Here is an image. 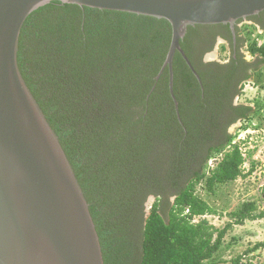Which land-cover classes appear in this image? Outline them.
<instances>
[{"label": "trees", "instance_id": "trees-1", "mask_svg": "<svg viewBox=\"0 0 264 264\" xmlns=\"http://www.w3.org/2000/svg\"><path fill=\"white\" fill-rule=\"evenodd\" d=\"M249 22L243 36L236 27V45L229 26L188 29L181 46L199 79L177 53V111L168 69L156 81L171 43L167 21L59 1L25 21L21 73L82 186L104 264H220L227 234L264 220V185L258 200L226 214L198 192L202 187L214 197L220 186L246 180L258 167L255 151H244L250 135L234 142L229 133L239 122L252 127L264 119V104L234 103L249 80L264 86V13ZM218 38L228 42L230 56L220 55L227 63H206ZM244 43L256 62L240 53ZM209 216L228 222L220 229ZM259 249L264 242L231 264H252L248 256Z\"/></svg>", "mask_w": 264, "mask_h": 264}, {"label": "water", "instance_id": "water-1", "mask_svg": "<svg viewBox=\"0 0 264 264\" xmlns=\"http://www.w3.org/2000/svg\"><path fill=\"white\" fill-rule=\"evenodd\" d=\"M53 1L170 23L156 81L168 69L177 111V53L199 79L181 46L188 29L229 26L236 44L237 24L264 13V0H0V264H104L85 193L18 61L25 21Z\"/></svg>", "mask_w": 264, "mask_h": 264}, {"label": "rangeland", "instance_id": "rangeland-1", "mask_svg": "<svg viewBox=\"0 0 264 264\" xmlns=\"http://www.w3.org/2000/svg\"><path fill=\"white\" fill-rule=\"evenodd\" d=\"M247 24H250V22H248ZM237 26H239L238 28L240 29V34L241 36H243V25H241L240 23ZM261 33L262 32H260V34ZM222 45L227 48L221 51V48L223 47ZM240 51L247 63L256 62V58L253 57L247 50V44L244 43V46L240 49ZM221 53L222 56H224V54L227 57L230 56V50L226 42L224 40L218 39L216 41L214 51L212 53H209L206 61L227 63L220 57ZM260 71H262V73L264 74V66H260ZM262 88H264V86ZM262 88L256 86L253 79L249 80L246 83V86L244 85L243 89L241 90L242 96L236 98L234 103L236 105H249L253 108L256 106L254 102H256V104H264V90H262ZM262 115L264 116V110L262 111L261 117ZM243 127H246L244 128L245 130L243 129ZM254 127H258L259 129L255 130ZM229 133L234 136V142L246 141L247 136L250 135L247 148H244V151H246V149L255 151L252 157V161L257 162L258 167L254 174L248 179L238 180L228 185L220 186L218 188L216 196L214 197L207 196L202 187L198 188L199 195L208 200L210 205L219 213L224 214L235 211V209L244 201L258 200L259 189L264 185V119H254V121L252 122V127L247 126V124L245 123L239 122L234 127L232 126V128L229 130ZM220 157L221 156L215 157V160L220 159ZM215 160L209 162L210 167L215 165V163L217 162ZM244 167L249 169L250 162H247ZM153 200L154 198L151 199L147 204V211H150V208L153 205ZM260 207L261 209H263L262 203H260ZM207 219L211 225H214L215 227L220 229L224 228V226L228 222L227 217L218 218L209 216L207 217ZM263 242L264 220L257 222H246L244 226L235 227L231 232L227 234L225 238L220 264H231L232 259H235L239 255H242L246 250L252 249L256 244ZM248 257L249 259H252V264H264V249H259Z\"/></svg>", "mask_w": 264, "mask_h": 264}, {"label": "bare ground", "instance_id": "bare-ground-1", "mask_svg": "<svg viewBox=\"0 0 264 264\" xmlns=\"http://www.w3.org/2000/svg\"><path fill=\"white\" fill-rule=\"evenodd\" d=\"M247 20H248V19H247ZM247 20H244V21H246V22L242 23L241 25L246 24V23H247ZM250 23H251V22H250ZM236 27H237V26H236ZM258 27H259V26H258ZM230 30H231V29H230ZM235 31H236V28H235ZM259 31L263 33V31H262L260 28H259ZM231 32H232V31H231ZM260 32H259V33H260ZM233 43H234V42H233ZM208 56H209V55H207V56L205 57V60H207V57H208ZM207 62H209V61H207ZM210 62H212V61H210ZM231 128H232V127H231ZM151 199H153V198H151ZM151 199H150V200H151ZM150 200H149V201H150ZM149 201H148V202H149Z\"/></svg>", "mask_w": 264, "mask_h": 264}, {"label": "flooded vegetation", "instance_id": "flooded-vegetation-1", "mask_svg": "<svg viewBox=\"0 0 264 264\" xmlns=\"http://www.w3.org/2000/svg\"><path fill=\"white\" fill-rule=\"evenodd\" d=\"M241 22L244 23V22H246V21L242 20ZM248 22H249V19L247 20V23H248ZM242 23H241V24H242ZM238 27H239V26H238ZM218 39H220V38H218ZM218 39H217V40H218ZM222 39H223V38H222ZM217 40H216V41H217ZM236 43H237V41H236ZM234 45H236L235 42H234ZM234 47H235V46H234ZM231 49H232V50H231L232 53L235 52V48L231 47ZM240 52H241V51H240Z\"/></svg>", "mask_w": 264, "mask_h": 264}, {"label": "clouds", "instance_id": "clouds-1", "mask_svg": "<svg viewBox=\"0 0 264 264\" xmlns=\"http://www.w3.org/2000/svg\"><path fill=\"white\" fill-rule=\"evenodd\" d=\"M237 25H239V24H237ZM237 37H238V36H237ZM220 39H221V40H224V39H222V38H220ZM220 39H219V40H220ZM224 41L226 42V44H228V42H227L226 40H224ZM233 42H234V39H233ZM236 44H237V43H236ZM213 51H214V50H213ZM213 51H212V52H213ZM212 52H211V53H212ZM208 55H209V54H208ZM205 62L207 63L206 60H205ZM245 85H246V84H245ZM237 98H238V97H237ZM234 126H235V125H234ZM234 126H233V127H234ZM230 129H231V128H230ZM146 205H147V203H146ZM147 212H149V211H147Z\"/></svg>", "mask_w": 264, "mask_h": 264}]
</instances>
